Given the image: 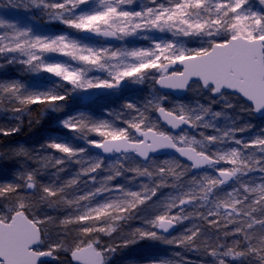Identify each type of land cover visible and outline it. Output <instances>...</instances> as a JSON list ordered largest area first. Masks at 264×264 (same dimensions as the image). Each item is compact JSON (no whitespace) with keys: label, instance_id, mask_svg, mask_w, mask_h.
<instances>
[{"label":"snow or ice","instance_id":"1","mask_svg":"<svg viewBox=\"0 0 264 264\" xmlns=\"http://www.w3.org/2000/svg\"><path fill=\"white\" fill-rule=\"evenodd\" d=\"M0 264H264V0H0Z\"/></svg>","mask_w":264,"mask_h":264},{"label":"trees","instance_id":"2","mask_svg":"<svg viewBox=\"0 0 264 264\" xmlns=\"http://www.w3.org/2000/svg\"><path fill=\"white\" fill-rule=\"evenodd\" d=\"M221 104L224 103V101H221L220 102ZM240 115L239 113H236V112H229V118L231 121H235L237 125H241L245 122V120H251V117H248V116H244L243 119H240V120H237L236 117ZM226 121L224 120H220L219 121V124L222 125V124H225ZM39 133V129H33L32 131H29L27 127H25L23 129V132L22 134H18V135H14L13 137L11 138H8V140L6 141V144H12V145H15L17 143H25V144H28L31 142L32 138L36 135H38ZM63 138V137H61ZM82 143V141H80ZM160 251L161 252H165V247L164 246H160ZM176 251H180L179 249H176ZM166 254V252H165ZM184 255H188L190 256V258L192 259H199V257H196V256H193L191 255L190 253H183Z\"/></svg>","mask_w":264,"mask_h":264},{"label":"rangeland","instance_id":"3","mask_svg":"<svg viewBox=\"0 0 264 264\" xmlns=\"http://www.w3.org/2000/svg\"><path fill=\"white\" fill-rule=\"evenodd\" d=\"M74 142H75V143H81V142H80V141H78V140H77V141H74Z\"/></svg>","mask_w":264,"mask_h":264}]
</instances>
